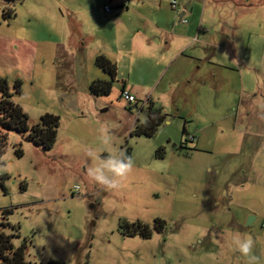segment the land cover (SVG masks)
Returning a JSON list of instances; mask_svg holds the SVG:
<instances>
[{
	"label": "rangeland",
	"instance_id": "1",
	"mask_svg": "<svg viewBox=\"0 0 264 264\" xmlns=\"http://www.w3.org/2000/svg\"><path fill=\"white\" fill-rule=\"evenodd\" d=\"M150 1L165 17L171 0ZM176 2L179 12L187 7L184 25L175 12L179 27L196 30L204 16L209 38L229 40L235 54L223 55L224 67L206 65L217 71L215 81L185 79L177 109L154 98L165 119L146 137L133 133L147 118L140 106L152 93L139 79L162 77L164 87L168 59L154 66L159 58L110 57L112 81L95 65L96 43L84 37L100 36L128 0H0V80L8 98L29 127L46 113L59 118L48 150L28 133L0 128V232L13 235L14 247L25 245L28 264H248L233 243L237 233L253 237L264 264V0ZM100 76L111 90L94 96L89 84ZM105 128L135 162L115 189L88 174L96 163L88 153L107 155ZM137 222L147 225L148 237L126 234Z\"/></svg>",
	"mask_w": 264,
	"mask_h": 264
},
{
	"label": "crops",
	"instance_id": "2",
	"mask_svg": "<svg viewBox=\"0 0 264 264\" xmlns=\"http://www.w3.org/2000/svg\"><path fill=\"white\" fill-rule=\"evenodd\" d=\"M128 1L130 4H127L130 6L127 9H119V13L107 21L109 26L103 25V31L100 32V36L99 34L95 35L91 31H85L84 34L86 36L83 34V30H80V32L86 39H91V42L96 43L95 56L102 54L107 58L119 55H132L139 59L145 57L159 58V61L153 64L154 66L168 59L166 61V72L169 71V74L164 87L160 88L162 77L152 81L151 84H148L144 78L139 79L145 83L142 84L145 89H152L151 95L145 99L146 102L149 101L155 105L153 101L155 98L160 101L163 108L170 103L177 109V104L182 97V94L178 93L177 90H179V85L185 79L191 75L192 80L187 79L186 82L190 84L195 81L201 85L208 84L209 78L215 81L217 71L209 70L208 73L206 65L212 67L215 65L217 68L224 67L225 64L222 62L223 55L226 54L231 59L232 55L235 54V45L229 40L225 41L222 37L218 38V36L209 38L212 29L204 26V16H202L200 22L196 23V30L193 25L188 32H185L184 27H179L177 23L184 25L187 21L186 23L178 22V20L177 23L175 22V12H179L177 6L172 8L170 5L164 17L160 12L161 7L158 4H154L155 7H153L150 0ZM126 2L124 3L126 4ZM120 3L117 5L121 6L122 4ZM192 10L191 8V12ZM186 13L187 7L185 6L178 15L182 14V17L185 18ZM190 48L191 51L189 50ZM232 64V62H229L226 64L229 66L226 67L234 70L230 66ZM202 68H204L205 73L198 75ZM247 69L249 70L248 67ZM193 70L198 72L195 73ZM144 72L150 73V70L145 69ZM100 79L106 80L102 76H100ZM242 83L244 86V82ZM214 85L217 86V84ZM156 90L158 92H155ZM153 94H156V96L153 97ZM168 100L169 102H167Z\"/></svg>",
	"mask_w": 264,
	"mask_h": 264
},
{
	"label": "trees",
	"instance_id": "3",
	"mask_svg": "<svg viewBox=\"0 0 264 264\" xmlns=\"http://www.w3.org/2000/svg\"><path fill=\"white\" fill-rule=\"evenodd\" d=\"M15 2L16 0H8ZM13 13L9 11L8 15ZM95 65L103 72L108 74L113 81L116 76V66L104 55H98L95 58ZM20 82L15 83L16 92H19ZM111 90V81L96 79L90 82L89 91L94 96H103L109 94ZM0 91L2 97L0 99V128L5 131H16L17 133H28V138L34 144L41 146L45 150L51 149L56 140V133L58 127L59 118L52 114H44L41 117V124L29 127L27 116L22 111V108L11 102L8 98L7 84L4 80H0ZM147 110V118L145 121L136 125L133 133L143 135L146 137L153 136L158 126L164 121L165 115L162 114L159 107H156L153 103L148 101V105L145 107ZM185 132V127L182 128ZM6 138L0 134V155L3 152ZM17 155L20 156L21 152L17 151ZM8 211V210H4ZM10 211V210H9ZM137 229L131 233V235L139 234L146 238L150 235V231L147 225H142L137 222L135 224ZM134 227V226H133ZM142 229V231L139 230ZM12 234H5L0 232V264H28L24 260V247L22 244L19 247H14L11 243ZM48 264H60L57 261L50 260Z\"/></svg>",
	"mask_w": 264,
	"mask_h": 264
},
{
	"label": "clouds",
	"instance_id": "4",
	"mask_svg": "<svg viewBox=\"0 0 264 264\" xmlns=\"http://www.w3.org/2000/svg\"><path fill=\"white\" fill-rule=\"evenodd\" d=\"M101 142L104 145L103 151L107 155L101 156L89 152V157L94 159L96 163L88 169V174L95 183L105 188L115 189L132 172L135 162L132 157L126 156L114 144L107 128L103 131ZM233 243L241 256L248 259V264H258V257L254 254L255 241L251 235L241 236L237 233L233 238Z\"/></svg>",
	"mask_w": 264,
	"mask_h": 264
},
{
	"label": "built area",
	"instance_id": "5",
	"mask_svg": "<svg viewBox=\"0 0 264 264\" xmlns=\"http://www.w3.org/2000/svg\"><path fill=\"white\" fill-rule=\"evenodd\" d=\"M176 3H177L176 0H171L170 1L171 7L175 8L176 7ZM104 8H105L106 12H111V8H109L107 6H105ZM181 22L182 23H186V19L184 17H182L181 18ZM121 96L129 104H134L136 102L134 96L131 95L130 93H128L127 91H125V90L121 91ZM143 105L140 106V109H141V107H143ZM140 109H138V111H140ZM187 140L193 143L195 141V136L194 135L189 136V138H187ZM75 190H77V187L75 188Z\"/></svg>",
	"mask_w": 264,
	"mask_h": 264
},
{
	"label": "flooded vegetation",
	"instance_id": "6",
	"mask_svg": "<svg viewBox=\"0 0 264 264\" xmlns=\"http://www.w3.org/2000/svg\"><path fill=\"white\" fill-rule=\"evenodd\" d=\"M140 231H142V229L139 228ZM134 230H130L128 232H126L127 235H131V233L133 232Z\"/></svg>",
	"mask_w": 264,
	"mask_h": 264
},
{
	"label": "water",
	"instance_id": "7",
	"mask_svg": "<svg viewBox=\"0 0 264 264\" xmlns=\"http://www.w3.org/2000/svg\"><path fill=\"white\" fill-rule=\"evenodd\" d=\"M181 18H182V14L178 15V22H180Z\"/></svg>",
	"mask_w": 264,
	"mask_h": 264
}]
</instances>
